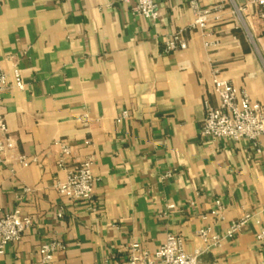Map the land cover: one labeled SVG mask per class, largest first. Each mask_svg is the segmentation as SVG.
<instances>
[{
  "label": "crops",
  "instance_id": "obj_1",
  "mask_svg": "<svg viewBox=\"0 0 264 264\" xmlns=\"http://www.w3.org/2000/svg\"><path fill=\"white\" fill-rule=\"evenodd\" d=\"M155 1L158 17L148 22L118 0H0V69H17L24 83L0 96L14 143L0 160V216L18 209L33 222L0 264H43L37 248L52 241L62 249L48 264L121 262L130 244L152 253L167 234L187 253L203 251L199 229L222 234L252 214L238 237L199 261L264 264L255 240L257 223L264 228V137L256 153L245 141L199 135L204 99L215 106V74L264 106L258 10L245 0H194L219 17L199 31L190 29V0ZM178 32L186 49L167 52ZM59 140L76 147L74 160H93L90 208L54 188L66 175L56 168ZM18 157L35 162L23 167ZM168 204L175 209L162 217Z\"/></svg>",
  "mask_w": 264,
  "mask_h": 264
},
{
  "label": "built area",
  "instance_id": "obj_2",
  "mask_svg": "<svg viewBox=\"0 0 264 264\" xmlns=\"http://www.w3.org/2000/svg\"><path fill=\"white\" fill-rule=\"evenodd\" d=\"M127 7L130 12L142 19L153 22L157 19V5L155 0H118ZM247 6L257 8V18L264 27V0H245ZM188 6L193 12L194 23L191 30L204 31L209 26L210 21H219L217 14L211 13L209 9H202L196 1H188ZM186 43L182 38V33L175 34L166 44L167 52L184 51ZM15 89L23 91L24 83L20 72L13 69L9 74L0 69V96L1 93ZM211 94L215 98V106H211L204 99V120L199 130L201 138L212 141L231 140L233 142L245 141L256 153L259 140L264 137V106L252 102L244 91H240L228 81L214 75L211 80ZM127 116L123 113L120 119ZM87 116L82 117L86 121ZM7 128L4 117L0 114V160L5 153L14 148V143L10 138H6ZM59 149L56 160V168L66 173L64 181L55 182L54 188L57 194L70 203H83L89 208L93 204V193L95 179L92 174L93 160L87 157L83 160H74L76 147L66 141H56L54 143ZM84 146L89 145V141L84 142ZM18 163L27 167L35 160H28L25 157H18ZM173 204H168L165 211L161 213L166 217L167 213L174 210ZM221 205L216 202L215 210L210 212V216L218 217L221 212ZM264 212V203L260 209ZM61 217V213L58 214ZM256 216L244 215L237 221L232 222L222 234H212L209 229H199L197 236L204 244V250H195L192 253L184 251L183 240L178 235L167 234L164 242L152 253L148 252L137 243L130 244L125 251V259L113 264H201L200 257L208 250L218 248L224 241L233 240L238 237L243 227ZM205 219V217L203 218ZM257 223V222H256ZM33 226L32 219L22 216L18 209L10 211L0 216V260L5 254L9 245L21 241L23 235ZM258 231L255 240L258 248L264 250V228L257 223ZM62 249L58 241L43 243L37 248V254L43 264H48L53 260L54 254Z\"/></svg>",
  "mask_w": 264,
  "mask_h": 264
}]
</instances>
